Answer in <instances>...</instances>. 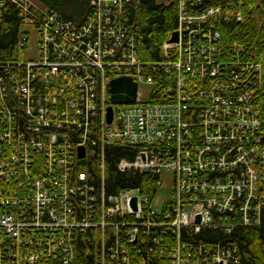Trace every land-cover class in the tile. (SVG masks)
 I'll list each match as a JSON object with an SVG mask.
<instances>
[{"label":"built area","instance_id":"2783aa9c","mask_svg":"<svg viewBox=\"0 0 264 264\" xmlns=\"http://www.w3.org/2000/svg\"><path fill=\"white\" fill-rule=\"evenodd\" d=\"M11 1L24 29L18 57L0 60V264H77L75 244L89 229L101 248L89 264L238 263L237 247L182 234L232 235L261 220L263 63L245 61L241 45L225 48L219 25L243 21L241 12L182 0L178 41L149 62L130 19L136 0H91L83 24ZM120 77L137 83L135 102H112ZM111 145L138 148L117 166L159 175L153 198L91 182L79 149L89 161Z\"/></svg>","mask_w":264,"mask_h":264},{"label":"trees","instance_id":"16d2710c","mask_svg":"<svg viewBox=\"0 0 264 264\" xmlns=\"http://www.w3.org/2000/svg\"><path fill=\"white\" fill-rule=\"evenodd\" d=\"M40 5L51 8L66 19L83 24L91 12V0H35ZM182 0H136L130 5V19L139 33V52L143 61H160L164 58L163 46L177 30ZM218 5L241 12L244 19L240 22H221L222 45L229 48L234 44L245 48V61L263 63V86L260 89V101L264 115V0H213ZM207 2H203L205 7ZM246 5V6H245ZM191 6V5H190ZM20 7L6 0L3 17L0 22V60L12 61L18 57V42L23 32L24 19ZM233 54V52H232ZM236 54H234L235 56ZM233 56V55H232ZM157 95V92H155ZM137 147L122 145L107 146L105 153H96L89 161H82V168L88 172L91 182L98 185L105 180L107 193H118L124 189H140L149 198L158 191L159 175L153 173L123 172L118 168L122 159L134 160ZM187 243H220L239 249L240 261L230 264H264V208L258 225L240 226L232 235H223L215 230H204L193 234L186 230L182 234ZM172 242L173 237H168ZM78 251L77 264H89L98 260L101 248L95 230L89 229L81 234L75 244ZM158 253V250H156ZM143 254L148 256V252ZM210 264V263H209Z\"/></svg>","mask_w":264,"mask_h":264},{"label":"water","instance_id":"95a60500","mask_svg":"<svg viewBox=\"0 0 264 264\" xmlns=\"http://www.w3.org/2000/svg\"><path fill=\"white\" fill-rule=\"evenodd\" d=\"M172 42L178 41V32H174L171 39ZM111 100L113 103H132L135 102L137 98V83L134 82L131 77H120L114 79L111 82ZM113 113L112 109L109 108L108 120L112 121ZM86 155L85 148L81 147L79 149L80 158H84ZM133 204L136 207V198L133 200Z\"/></svg>","mask_w":264,"mask_h":264},{"label":"rangeland","instance_id":"374dc122","mask_svg":"<svg viewBox=\"0 0 264 264\" xmlns=\"http://www.w3.org/2000/svg\"><path fill=\"white\" fill-rule=\"evenodd\" d=\"M246 6V5H245ZM171 187V182L168 181L163 185V188L160 189L159 195H158V200L159 202L163 199L164 196L167 195L168 191L170 190ZM154 205L156 207H159V203L154 202Z\"/></svg>","mask_w":264,"mask_h":264}]
</instances>
